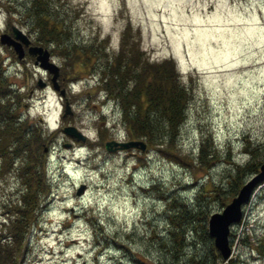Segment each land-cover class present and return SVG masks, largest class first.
Listing matches in <instances>:
<instances>
[{
  "label": "rangeland",
  "instance_id": "obj_1",
  "mask_svg": "<svg viewBox=\"0 0 264 264\" xmlns=\"http://www.w3.org/2000/svg\"><path fill=\"white\" fill-rule=\"evenodd\" d=\"M26 1L0 0V31L11 34L13 25L36 43L23 13ZM47 4L64 34L59 43H39L58 66L56 89L25 48L17 58L0 43V72L18 96L19 119L38 131L30 142L41 150L46 182L17 264H153L157 243L148 235L167 230L165 199L219 210L216 188L226 190L234 179L230 168L250 157L247 148L264 142V0ZM122 33L132 52L173 69L184 88L183 118L171 143L141 137L143 149L104 147L106 140L129 138L118 102L100 80ZM64 125L83 139L64 132ZM19 159L0 162V233L21 189ZM227 237L229 264H264L255 246L264 237V178ZM195 248L201 251L202 243Z\"/></svg>",
  "mask_w": 264,
  "mask_h": 264
},
{
  "label": "trees",
  "instance_id": "obj_2",
  "mask_svg": "<svg viewBox=\"0 0 264 264\" xmlns=\"http://www.w3.org/2000/svg\"><path fill=\"white\" fill-rule=\"evenodd\" d=\"M48 8L47 0H27L24 5L23 13L34 28L35 44H56L64 35H61V28ZM132 49L131 46L127 47L122 33L118 51L106 64L104 72L100 73L101 85L107 96L118 102L121 120L129 138L143 137L147 143H171L183 118L184 88L176 82L177 75L173 69L166 72L160 67L163 63H148L141 58L140 51L132 52ZM6 85L5 77L0 72V162L1 165L9 164L11 157L20 156L17 168L21 189L16 201L11 204L12 216L7 223L2 218L6 228L0 233V264H17L18 258L20 261L22 257V253H18L23 247L22 240L39 208L46 182L40 163L41 150H33L30 142L31 137L37 138L38 131L27 124L25 118L19 119L16 111L18 96ZM247 151L250 157L230 168L234 179L227 189L215 187V193L220 194L221 199L228 200L264 160V142L250 146ZM198 154H206L202 145ZM196 196L199 197V194ZM174 199L173 195L165 199L168 208L165 217L167 230L156 236L151 230L148 235L157 243L153 264H216L220 256L206 231V218L214 210H210L209 206L199 207L197 201L189 204L178 200L171 204ZM221 199L219 204L223 205L226 201ZM263 240L264 237H259L255 243L256 249L262 253ZM197 241L203 245L201 251L195 248ZM243 243L249 242L245 239Z\"/></svg>",
  "mask_w": 264,
  "mask_h": 264
},
{
  "label": "water",
  "instance_id": "obj_3",
  "mask_svg": "<svg viewBox=\"0 0 264 264\" xmlns=\"http://www.w3.org/2000/svg\"><path fill=\"white\" fill-rule=\"evenodd\" d=\"M9 34L6 31H0V43L12 48L17 58H21L25 51L33 55V62L40 68L49 73V81L51 86L56 89V76L58 74V66L49 58L48 50L40 44L29 42L28 36L18 27L11 25ZM38 84H42L41 80H37ZM60 92L61 89L59 90ZM64 111H67V105L64 104ZM62 130L73 135L77 139H83V135L72 125H64ZM106 149L111 148H128L135 147L144 148V142L139 138H129L126 140H106L104 141ZM264 178V160H262L256 172L251 174L236 190V192L226 200L219 210L210 212L206 218V231L212 239V244L220 256L219 264H228L227 258L230 253L228 245L229 225L237 221L241 214V205L245 202L253 187ZM82 188L80 185L76 192Z\"/></svg>",
  "mask_w": 264,
  "mask_h": 264
}]
</instances>
